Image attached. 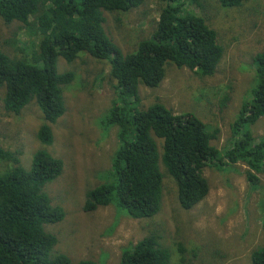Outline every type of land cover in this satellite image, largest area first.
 <instances>
[{"label": "trees", "instance_id": "obj_1", "mask_svg": "<svg viewBox=\"0 0 264 264\" xmlns=\"http://www.w3.org/2000/svg\"><path fill=\"white\" fill-rule=\"evenodd\" d=\"M145 1L0 0L3 22L21 24L33 38L28 46L17 48L14 57L0 50L4 107L19 115L31 101L37 102L43 115L37 135L43 147L54 142L52 127L66 113L64 87L75 79L72 72H58V58L72 63L86 53L110 64L108 77L116 98L101 127L118 128L120 144L110 172L112 180L87 192L83 207L87 213L115 205L132 219L154 218L163 198L160 163L173 178L178 201L186 211L208 197L210 184L204 175L208 168L222 170L242 162L253 185L258 183L257 174L264 173V139L257 140L251 131L264 117V52L255 56L257 84L233 125V142L221 151L212 143L218 140L220 129L210 131L196 115L176 114L160 102L144 108L140 96L141 86H161L171 64L200 78L215 75L225 48L201 15L202 0H159L152 38L124 54L106 32L105 12L129 13ZM217 1L228 9L248 0ZM0 159L14 164L0 175V264H72L66 255L53 253L57 238L44 228L65 217L63 209L52 206L43 191L61 175L62 160L41 150L27 171L18 153L2 147ZM160 240L156 232L150 234L124 251L120 264H191L183 258L182 248L174 260ZM251 263L264 264V247L252 253ZM77 264L98 263L83 260Z\"/></svg>", "mask_w": 264, "mask_h": 264}, {"label": "rangeland", "instance_id": "obj_2", "mask_svg": "<svg viewBox=\"0 0 264 264\" xmlns=\"http://www.w3.org/2000/svg\"><path fill=\"white\" fill-rule=\"evenodd\" d=\"M158 7L159 0H146L129 13L105 12L106 32L124 54L152 38ZM202 7L201 15L225 48L215 75L200 78L171 64L161 86H141L140 96L144 108L160 102L176 114L196 115L210 131L220 129L218 140L212 143L222 151L233 142V125L257 84L255 56L264 52V0H248L228 9L217 0H202ZM32 40L24 26L6 25L0 18V50L14 57L17 48ZM107 64L86 53L72 63L58 58V72H72L75 79L64 87L66 113L52 127L51 146L43 147L38 139L43 115L37 102L31 101L19 115L9 113L3 102L5 90L0 89V147L18 153L27 171L41 150L64 164L61 175L43 190L51 205L65 213L62 221L44 226L57 238L53 253L66 255L72 264L83 260L120 264L124 251L156 232L174 260L182 248L183 258L191 264H252V253L264 247V173L257 174L258 183L253 185L242 162L222 170L208 168L204 175L210 193L190 211L180 206L177 186L162 163V205L154 218L135 220L115 205L84 211L87 192L112 180L110 172L120 144L118 128L101 127L116 98ZM251 131L257 140L264 139V117ZM13 166L0 159V175Z\"/></svg>", "mask_w": 264, "mask_h": 264}]
</instances>
